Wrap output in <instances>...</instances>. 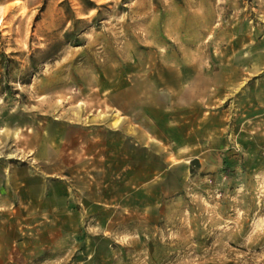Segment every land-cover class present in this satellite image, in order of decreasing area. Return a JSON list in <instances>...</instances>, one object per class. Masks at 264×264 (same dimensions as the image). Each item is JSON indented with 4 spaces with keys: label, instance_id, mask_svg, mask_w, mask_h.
I'll list each match as a JSON object with an SVG mask.
<instances>
[{
    "label": "rangeland",
    "instance_id": "374dc122",
    "mask_svg": "<svg viewBox=\"0 0 264 264\" xmlns=\"http://www.w3.org/2000/svg\"><path fill=\"white\" fill-rule=\"evenodd\" d=\"M186 85L225 146L127 187L119 115ZM0 264H264V0H0Z\"/></svg>",
    "mask_w": 264,
    "mask_h": 264
},
{
    "label": "crops",
    "instance_id": "0c3cea01",
    "mask_svg": "<svg viewBox=\"0 0 264 264\" xmlns=\"http://www.w3.org/2000/svg\"><path fill=\"white\" fill-rule=\"evenodd\" d=\"M194 89L189 85L181 86L180 92L173 87L159 89L146 106L119 115L115 128L122 140L119 156H127V167L122 164V170L133 175L127 187H139L144 173V181H163L168 191H177L185 183L191 161L222 151L226 143L222 136L230 126L224 122L230 110V105L222 106L226 96L210 85L199 91L201 94H192ZM111 119L113 123L114 118ZM178 170L181 174L173 177L172 173ZM20 185L16 190L26 189L24 184ZM28 189L34 197L33 188ZM22 191L18 193L22 195ZM41 194L44 196L45 190Z\"/></svg>",
    "mask_w": 264,
    "mask_h": 264
}]
</instances>
